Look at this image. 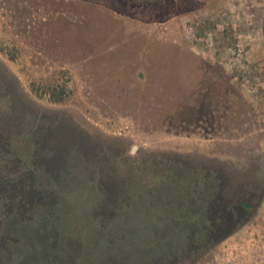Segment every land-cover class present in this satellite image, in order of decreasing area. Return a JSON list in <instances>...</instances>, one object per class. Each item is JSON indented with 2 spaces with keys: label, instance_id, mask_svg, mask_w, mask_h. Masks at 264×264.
<instances>
[{
  "label": "rangeland",
  "instance_id": "374dc122",
  "mask_svg": "<svg viewBox=\"0 0 264 264\" xmlns=\"http://www.w3.org/2000/svg\"><path fill=\"white\" fill-rule=\"evenodd\" d=\"M0 264H264V0H0Z\"/></svg>",
  "mask_w": 264,
  "mask_h": 264
},
{
  "label": "trees",
  "instance_id": "16d2710c",
  "mask_svg": "<svg viewBox=\"0 0 264 264\" xmlns=\"http://www.w3.org/2000/svg\"><path fill=\"white\" fill-rule=\"evenodd\" d=\"M30 89L39 97L46 96L52 102H62L72 93V89L67 81L57 79H47L44 81L32 80Z\"/></svg>",
  "mask_w": 264,
  "mask_h": 264
}]
</instances>
